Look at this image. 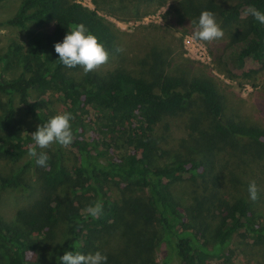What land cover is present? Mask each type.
I'll return each mask as SVG.
<instances>
[{
    "label": "trees",
    "instance_id": "1",
    "mask_svg": "<svg viewBox=\"0 0 264 264\" xmlns=\"http://www.w3.org/2000/svg\"><path fill=\"white\" fill-rule=\"evenodd\" d=\"M250 5L264 12V0H232L227 6L207 0L196 11L198 15L212 11L226 24L244 22L236 31L241 42L237 58L240 62L252 60L263 70L264 24L244 15ZM3 23L27 30V39L11 43L0 53L4 69L20 70L14 77L0 73V158L19 161L34 145L31 133L35 131L18 117L15 98L39 126L59 114L51 109L47 97L55 92L63 112L75 117L71 121L75 139L67 147L75 164L68 166L62 148L48 154L46 168L31 158L28 165L37 167L46 195L32 207L20 209L10 222L0 217V264H46L40 246L60 224L65 225L64 238L58 245L60 251L52 253L53 264H62L58 257L67 251H95L92 238L112 230H126L135 239L146 240L151 248L165 244L161 262L151 259L142 264H171L172 257L179 264H205L209 258L220 257L242 233L256 245H264V221L246 197L223 203L214 228L204 220L206 197L196 198L197 205L187 207L177 198L174 181L185 175L193 179L204 176V158L174 154L169 162L158 163L168 153L155 136L158 124L167 116L188 111L195 97L200 98L203 109L191 118L190 128L198 134L202 154L224 146L240 156L258 157L248 153L251 149L264 154V128L227 118L212 80L164 74L151 81L124 70L107 77L89 72L83 80H76L55 52V44L63 41L71 25L83 23L107 50L116 40L112 25L98 11L77 1L22 0L15 14L0 25ZM51 25L54 29L47 30ZM33 90L39 96L33 97ZM91 110L96 113L93 120L88 118ZM90 131L99 137L90 136ZM113 149L122 152L114 157L110 154ZM26 167L1 177L0 188L23 186ZM113 185L138 189L142 194L123 191L118 200L111 193ZM62 187L70 194L68 204L60 198ZM97 200L103 202V215L86 219L82 213Z\"/></svg>",
    "mask_w": 264,
    "mask_h": 264
},
{
    "label": "rangeland",
    "instance_id": "2",
    "mask_svg": "<svg viewBox=\"0 0 264 264\" xmlns=\"http://www.w3.org/2000/svg\"><path fill=\"white\" fill-rule=\"evenodd\" d=\"M21 1H1L0 22H6L13 16ZM73 1L98 11L115 31L116 40L108 49L109 60L92 72L95 75L107 77L112 72L124 70L133 76L151 81L164 74L183 76L188 80L202 76L212 80L217 86L227 118L264 128V69H260L252 60L240 62L237 58L241 42L236 31L244 27V22L226 24L220 17H216L224 37L222 40L206 42L194 37L191 20L198 22L200 15L196 7L206 4L207 0ZM231 1L216 0L223 6H227ZM46 29L52 31L54 25ZM26 39L27 30L6 23L0 25V53H4L11 43H25ZM118 47L124 51L118 52ZM19 72L18 68L4 69L0 63V73L5 77H14ZM68 73L78 81L83 80L86 75L80 66L69 68ZM32 95L37 97L39 93L33 90ZM47 97L51 109L62 113L64 105L59 95L51 92ZM17 99L15 98V105L18 117L24 126L37 131L38 124ZM194 99L188 111L176 116H167L155 130L160 146L168 152L165 158L159 159L160 165L169 162L174 154L184 158H204L206 174L195 179L185 175L174 181V193L184 207L196 206V198L203 200L206 197L204 220L211 224V228L217 225L223 203L234 202L242 197H246L264 221V154H257V150L251 149L248 153L258 157L250 154L240 156L228 149L229 146L202 154V145L197 143L200 141L198 134L190 128L191 118L199 116L203 109L200 98ZM95 116L96 113L91 110L88 118L93 120ZM207 121L206 119L204 124H207ZM88 134L99 137L95 132L90 131ZM58 148H62L68 166L72 167L75 164V156L68 148L54 143L45 149L37 148V151L50 154ZM121 152L122 150L113 149L110 154L118 157ZM31 158L33 157L28 153L16 162L0 158V178L9 177L19 168L28 166L24 169L23 186L0 188V217L5 221L15 219L20 209L32 207L46 195L37 167L28 165ZM253 180L259 190L258 199L255 201L249 198L248 191ZM123 186L113 185L110 188L118 200L122 198L123 191L142 194L138 189H127ZM58 192L64 203L68 204V190L62 187ZM189 212L191 213L190 209ZM64 232L65 225L60 224L54 232L46 236L47 241L40 246L46 264H53L52 253L56 249L60 251L58 245L64 238ZM92 246H95V251L89 253L100 251L107 256L106 264H142L151 259L161 262L165 254V244L157 248L148 247L146 240L141 237L137 240L126 230L97 234L92 238ZM40 260L42 261V258ZM171 264H179L178 259L172 257ZM205 264H264V245H256L249 235L238 234L220 257L209 258Z\"/></svg>",
    "mask_w": 264,
    "mask_h": 264
},
{
    "label": "clouds",
    "instance_id": "3",
    "mask_svg": "<svg viewBox=\"0 0 264 264\" xmlns=\"http://www.w3.org/2000/svg\"><path fill=\"white\" fill-rule=\"evenodd\" d=\"M244 15H250L259 23L264 24V12L255 5L248 6ZM191 25L194 26V37L200 41L212 42L222 40L224 37V32L212 11L203 10L198 22L191 20ZM117 51L122 52L124 49L118 47ZM55 52L59 57L58 60L64 66L68 68L80 66L85 74L96 71L109 60V52L104 44L83 23L71 25V30H68L63 41L55 44ZM74 119L75 117L70 112L59 113L46 123L39 125L38 130L31 133L34 145L29 146L28 154L36 159L38 166L46 168L50 157L46 152L38 153L37 148L45 149L54 143L67 148L73 143L75 137L71 121ZM248 191L252 201L258 199L259 190L254 180L250 182ZM103 210V202L97 200L94 204L89 205L82 215H85L86 219L88 216L99 219L103 215ZM58 259L62 264H106L107 256L100 251L95 254L67 251Z\"/></svg>",
    "mask_w": 264,
    "mask_h": 264
}]
</instances>
